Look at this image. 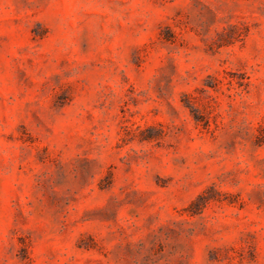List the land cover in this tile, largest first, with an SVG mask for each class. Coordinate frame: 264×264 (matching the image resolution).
Segmentation results:
<instances>
[{
  "label": "rangeland",
  "instance_id": "374dc122",
  "mask_svg": "<svg viewBox=\"0 0 264 264\" xmlns=\"http://www.w3.org/2000/svg\"><path fill=\"white\" fill-rule=\"evenodd\" d=\"M0 264H264V0H0Z\"/></svg>",
  "mask_w": 264,
  "mask_h": 264
}]
</instances>
